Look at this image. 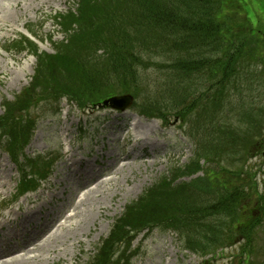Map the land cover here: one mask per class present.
Returning <instances> with one entry per match:
<instances>
[{
  "label": "rangeland",
  "instance_id": "rangeland-1",
  "mask_svg": "<svg viewBox=\"0 0 264 264\" xmlns=\"http://www.w3.org/2000/svg\"><path fill=\"white\" fill-rule=\"evenodd\" d=\"M25 1L27 4L24 6L23 0H19L20 5L24 7L22 9L19 7L16 11H9L7 14L10 18L7 22L0 25V115L3 112V100H12L18 95L29 83V78L34 69V62L28 54L24 52L15 54L13 50H11L12 45L10 43L14 40L23 39L25 37V35H23L25 34V28L28 26L37 33V38L40 41L37 45L39 50L47 52L48 54L52 53V45L59 44L63 40V34L60 32L59 28L54 25L52 18L55 13H62L73 8L75 0H59L58 5L54 0H49V5L52 6L51 8L57 7L52 10L51 8L46 10V7L39 9L35 4L30 3L29 0ZM248 4L251 8L250 20L252 25L255 26L260 23L261 26L264 27V0H248ZM0 12L1 15L5 14L2 10H0ZM40 23H42V25H40ZM5 50H7V52ZM247 63L248 62L245 61L244 65ZM257 64L258 63H254L248 72L246 70L247 67H245L244 70H246V72H242L243 77H245L244 74H248L247 77L254 78L258 81L257 83H264V74L260 75L259 72L261 65ZM144 66H147V68L141 70L138 81L135 83L138 86L136 88L138 92H135L136 97H133L132 106L125 108L120 113L125 114V117H127L128 115L130 116L129 113H131L127 109L134 107V110L139 111L136 105H133L134 103H138V100L142 104L154 103L158 107L159 113H166L165 120L151 117L139 119L141 122H144V125H150L152 129L154 126L156 128V125H161L162 122L166 123L167 121L166 125L169 127L168 130L160 129V134L159 131H155L153 135L151 134L149 136L150 141H155V150H151L149 146L146 147L145 150H138L137 147L133 148L132 145L126 148L124 152L118 150L116 143L111 142L115 137V131H112L110 128L112 124L101 125L95 122L96 117L109 115L111 119L116 116L117 113H112L110 111L112 109L110 108L104 109V107L89 106L90 108L87 107L83 110H79L75 105L68 106L65 102H62L59 106H53L54 108H49V106H44L43 104L42 106L40 104L29 110L28 116H38L39 119L36 124L35 136L26 150L27 154L36 155L52 151L58 152L60 147L61 152L68 150V144L64 140L65 134L63 135L60 131L64 126L71 129V134L73 133L72 142L74 146H76V148L73 149L76 151L77 158L81 157L83 160L82 163L84 164V168L87 165L88 167L92 166L96 158L101 162L103 160L104 162L107 161L105 155L108 154L118 158L131 155L128 163L133 164L125 169L116 171L115 177L117 179L109 182L114 184L111 186L110 184L104 186L99 193L96 191L95 194H91L87 202L76 207L75 214L77 213V215L75 218L71 219V226L74 227L79 222H82L84 218H87V224L84 228L77 232H64L62 234L65 235L64 238L59 241H57V239L62 236H60L59 233L57 236L50 239L47 246L49 249L53 250L54 255L57 257L56 259L51 260V253L48 255L44 253L38 258L39 251H34L32 253L34 254L33 258H38L37 261L23 262L20 264H87L89 258L92 257V254L95 252L94 249L98 242L107 236L113 219L121 214L127 202L136 199L141 192L152 184L159 174L166 171L170 165H185L194 149V140L198 139L199 142H202V133L209 135L207 139L213 146H218L220 143V132L227 134L228 129H230V121L224 116L227 106L217 108L216 105L212 104L213 100L207 98V95H205V89L212 84V81L198 83L199 86L196 87V90L199 91L192 98H190L189 95L188 97L184 96L174 99L176 102L177 99H180L184 106H188L191 101L194 103L192 111L187 112V115L183 117L185 123H189V125L181 127L182 121L174 114L176 113V105H172V102L165 97L166 93L162 91L163 87H158L163 83L165 77L160 76L159 73L153 72L154 64L151 63V60H146ZM261 70L263 69L261 68ZM250 72L255 74H251ZM259 77L260 80H258ZM211 92L212 89L208 92L209 95ZM246 95L247 94L243 93L244 99L246 101H252V99L246 97ZM261 99L264 100V96H262ZM227 101L228 98L225 99V103H227ZM114 104L118 103L114 102ZM209 109L210 113H212L211 121L207 118ZM59 110L60 115L54 113L50 117L43 118V113L47 111L57 112ZM196 113H200L201 116L197 118ZM64 122H66L65 125ZM258 122L254 125L260 126L257 125ZM76 123L78 124L76 125ZM231 123L234 125L233 121H231ZM78 126H81L83 129L80 139L78 130H76ZM115 126L118 125L116 124ZM56 130L58 133L54 135ZM231 131L235 133L238 139L243 136L248 138L247 145H245L247 148L244 153L245 147L241 145L237 155H231L229 157L217 156L220 157L219 159L214 157L215 160H213L212 163L216 166L214 165L215 167L212 171L214 175L219 176L218 179L220 183L225 187V189L216 188L215 190H219V196L224 197L227 194L226 188L229 186L231 179H236L239 174L240 178L244 181L243 191H245L247 195L256 193V195L264 196V157H262L264 153V131L255 136L254 132H260L259 127L255 130L252 126L246 129L245 125L234 127ZM257 137H259L258 141H262L260 145L255 144ZM76 138H78L77 141ZM77 147H79V150ZM102 149L103 151H101ZM138 151L142 153L151 152L154 156H151L149 159H144L143 163H141L140 160L130 161ZM256 151L259 153L257 157L251 158V155L248 153H255ZM7 161V157L0 151V163L6 164L5 170L10 171V175L12 176L10 185L13 187L18 175L13 166ZM62 161L61 159L60 162L54 166L53 172L40 187L41 193L45 195V202L41 205L40 209H34L35 219L38 217H45V215H48L49 219L54 213H57L58 210L55 209V207L53 208L54 203L57 206L63 203L60 201L61 189L58 183L68 181V179L64 175V170H61L64 165ZM109 161L112 162L111 160ZM204 166L203 160H201V162L199 161L201 172L192 179L197 177L205 180L206 173L204 171ZM56 174L58 175L57 178ZM68 183L73 185L74 182L70 179ZM49 187L51 188V192L57 194L56 197L54 196L51 203H48L50 192L47 188ZM39 192L37 194H39ZM73 194L74 193L71 195ZM258 202H260V200L254 194L250 203L254 205ZM263 202L264 199L261 202V206L264 204ZM19 204L21 203L19 202ZM261 206L262 212L258 224L247 234V238L253 241V244L250 246H245V241H243L242 244L239 242L238 246L227 248L224 251L219 248H217L216 251L213 249L207 252L206 255L201 256L182 251L175 235H163L158 230H154L139 235L131 244V251H136L138 254V258H134L132 264H238L240 260H242L240 264H264V205L263 208ZM12 209H15V207ZM245 216L249 215L247 214ZM245 216L243 215V211L239 210L237 207L231 208L230 216L225 218L229 222L223 221L224 235L233 237L234 229L232 225L247 224L245 221L248 218ZM214 220L219 223L222 221L215 217ZM26 228L28 231H41L43 229L40 224L36 227V223H31ZM67 240L71 242H68L59 250L58 247L66 243ZM219 240H221L219 246L222 247L223 240H225L223 235L219 237ZM9 241L14 243V239H7V242L5 240L6 243ZM19 242L21 243L20 240ZM215 254L216 256L214 257ZM29 256H31V254Z\"/></svg>",
  "mask_w": 264,
  "mask_h": 264
},
{
  "label": "trees",
  "instance_id": "trees-1",
  "mask_svg": "<svg viewBox=\"0 0 264 264\" xmlns=\"http://www.w3.org/2000/svg\"><path fill=\"white\" fill-rule=\"evenodd\" d=\"M188 10L198 15L201 9L203 14L206 15V23L210 28L219 27L221 23L220 13H218L219 8H215L214 0H188ZM165 8V5L162 9ZM164 16H166L165 26L169 32H172L171 25L173 21H178V14L172 13L171 11L163 10ZM189 17V15H185ZM180 17L183 16L180 14ZM184 19V18H183ZM186 20L180 23L182 28L185 29ZM205 24H203L204 26ZM208 30V29H207ZM193 32L200 37L201 34L198 28L194 29ZM213 31L208 30L207 35L212 36ZM188 59L183 60L180 69L184 74L187 75L191 70L198 69L196 63L188 64ZM53 66L42 64V68L47 72L53 71L54 74L57 73L58 68L56 63ZM54 69V70H53ZM59 72V71H58ZM126 70L120 69L117 71L119 76L124 77ZM60 73V72H59ZM85 80V76H83ZM60 79L64 77L60 76ZM89 78V77H88ZM90 87L92 84L86 83ZM88 86V87H89ZM204 148V152H205ZM195 163L185 166L183 169H176L171 171V180L163 181L159 185H155L151 189H148L145 194H143L138 202L132 203L128 209L133 212L142 222H158L159 218L162 216H172L171 214L178 212L177 218L173 221L174 228L178 229L182 235L185 236V241L190 243L192 246H196L201 251L206 250V246L200 243L199 240L192 239V233L204 232L205 235H211L215 238L219 237L222 228L219 227L217 221L214 223L210 220V216L218 215L225 212H229L230 207L236 205L237 193L234 191L232 194H226L224 197L218 200L210 195L208 197L207 193L203 190L204 182H192L191 184H186L179 182L176 186H171L174 180L180 177L188 176L194 174L195 169L193 168ZM143 210V211H142ZM190 244H187L188 247ZM102 260L106 263V256H103Z\"/></svg>",
  "mask_w": 264,
  "mask_h": 264
},
{
  "label": "bare ground",
  "instance_id": "bare-ground-1",
  "mask_svg": "<svg viewBox=\"0 0 264 264\" xmlns=\"http://www.w3.org/2000/svg\"><path fill=\"white\" fill-rule=\"evenodd\" d=\"M34 2H36L37 0H33ZM49 0H42L41 2H38V7L39 9L46 6V8H49L48 5ZM17 8H19V0H0V10H2L3 12H5V14L1 15L0 14V24H3L5 22L8 21V19L10 18V16L7 14L9 11L14 10L16 11ZM21 8V7H20ZM1 13V12H0ZM121 119L120 120L122 123H124V128H127V118L124 115H121ZM130 127H133L134 132L136 134V140L133 143L132 147H136L138 144H141L142 146H144L145 144H147V138L146 135L152 134L155 131H157L156 129H152L150 125L148 124H141V123H136L134 125H129ZM114 129L116 130H120L122 129V127H118L115 126ZM164 129H167L166 127ZM125 134H123L122 136H124ZM144 137L143 139H140V137ZM150 144V148L153 150L156 146L155 141H149ZM128 144L130 145L131 142L128 141ZM0 166H2V168H4V165L0 163ZM127 166V165H126ZM102 172H104V170H97L96 173H94L92 171V169L90 168V170H88L87 172H80L77 173L75 170H71L69 168L65 169L64 175L66 177H71L74 176V178H76L77 180H79L80 182L85 181L86 179H98L100 176H102ZM5 178H8L7 176H4ZM68 188V186L66 185L64 189ZM103 189V187H97L94 191H83L81 190V187L78 188L77 192L81 193V196H73L71 199H69L66 202V206L63 207L62 209L59 210V212H57V214L53 215L52 217H50L48 219V215H45V217H39L40 220H43V229L41 231H39L37 233V235H46L49 237V240L45 243L43 241H39L40 243L37 244L35 246V251L38 252V258H40L42 256V254L46 253L47 255L49 253H51V260L56 259L57 257L54 255L53 250L49 249L47 244L50 242V239L53 238L54 236H57L58 233L60 234V236L64 233V232H77L80 229L84 228V226L87 224V218H84L82 222H79L78 224H76L74 227L71 226V219L75 218L77 213H73L75 211L74 206L76 204L81 205L84 204L85 202H87V200L89 199V197L91 196V194H95L96 191H98V193ZM53 194V193H52ZM27 208L25 210H23V212L21 214H15L13 213V215H16L17 217H21V223L26 222L28 220L27 215H31L32 217H35V208H40V200L38 197H36L35 201L32 200H27ZM39 212V211H38ZM29 223V222H26ZM21 227V224L20 226ZM4 228V224H2V222H0V230ZM19 233L21 232L20 230L18 231ZM67 234V233H66ZM10 236V235H15V234H5L4 236ZM65 235H62L59 239H57V241L61 240L62 238H64ZM68 242H71L70 240H67L66 243H64L62 246L58 247V249L60 250L61 247L65 246ZM20 252L23 253V255L21 257H16L15 255L17 253H14L13 250L8 251V250H4L0 253V260H4L2 262V264H20L23 262H33V261H37L38 258H30L27 257V254L30 253L26 250V248H24V250H20ZM9 261V262H8Z\"/></svg>",
  "mask_w": 264,
  "mask_h": 264
}]
</instances>
